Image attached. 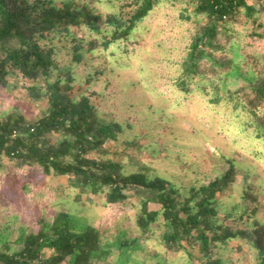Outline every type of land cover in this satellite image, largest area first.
<instances>
[{
    "label": "trees",
    "instance_id": "trees-1",
    "mask_svg": "<svg viewBox=\"0 0 264 264\" xmlns=\"http://www.w3.org/2000/svg\"><path fill=\"white\" fill-rule=\"evenodd\" d=\"M163 1L168 0H129L132 6L124 15L95 12L87 3L0 0V164L6 157L38 166L45 175L65 176L60 185L74 191L77 200L84 193L104 192L105 204H122L130 189L139 200L135 222L141 235L157 222L165 250L197 245L205 264H219L218 247L247 237L256 250L255 264H264V223L254 219L242 229L214 218L216 193L234 178L232 159H227L222 174L193 184L189 194L134 155L127 160L136 168H128L123 160L110 156L115 152L111 143L119 139L123 123L99 114L88 94L72 96L77 78L70 67L55 61L53 39L69 43L70 59L80 62L100 45L104 50L131 40L138 22ZM176 1L187 3L181 15L189 20L190 41L175 85L184 96L193 87L208 95L210 103L242 108L251 116L255 134L264 137V0ZM189 4L194 6L192 12L187 11ZM240 8L243 24H248L243 30L232 24ZM103 25L111 28L104 32ZM82 27L99 36L87 40L76 32ZM11 77L27 82L23 91L32 102L45 103L40 115L29 119L24 107L10 100ZM93 77L89 73L87 80ZM243 194L255 197L247 184ZM255 210L249 209L247 221ZM36 222V230L23 232L13 243L0 241V264H96L110 255L113 259L106 264H133L134 250L144 247L138 235L122 238L104 233L67 210ZM44 248L51 253L44 256ZM164 258L156 264H166Z\"/></svg>",
    "mask_w": 264,
    "mask_h": 264
},
{
    "label": "rangeland",
    "instance_id": "rangeland-1",
    "mask_svg": "<svg viewBox=\"0 0 264 264\" xmlns=\"http://www.w3.org/2000/svg\"><path fill=\"white\" fill-rule=\"evenodd\" d=\"M74 5L88 4L102 14L110 12L126 15L132 6L129 0H53ZM184 1H163L155 5L138 22L131 40H121L106 49L96 47L84 60L70 59L65 40L53 39L55 61L60 67L72 69L76 80L70 90L72 96L88 94L99 114L120 120L123 131L111 143L110 156L123 160L128 168L135 169L127 159L134 155L146 161L152 171L171 179L184 194L190 187L222 174L227 159L235 164L232 181L216 193L214 216L218 222L245 229L254 219L264 223V137L257 136L251 116L242 108L233 109L224 102L210 103L201 90L193 88L187 96L175 85L181 70V61L190 41V23L182 17ZM194 6L189 4L187 11ZM245 16L240 8L232 24L243 30ZM111 28L103 25L104 32ZM87 40L98 37L86 27L76 29ZM257 41H260L257 38ZM98 42V41H97ZM49 44V41H47ZM128 50H125V47ZM94 73L92 80L88 74ZM25 82V83H24ZM20 77H11L8 91L10 98L25 109V115L35 118L41 114L45 103L32 102L24 94ZM9 102V100H7ZM128 138L135 140L128 143ZM132 142V141H131ZM65 176L45 175L38 166L3 158L0 164V241L14 242L23 232L36 230L41 216L54 215L67 210L82 217L85 222L104 233L121 235L122 238L140 236L143 248L134 250L133 264H205L197 245L187 244L186 250H165L160 242L161 227L154 222L144 236L135 217L139 200L132 190L122 203L105 204L104 192L84 193L79 199L74 191L62 187ZM255 195L244 196L243 189ZM255 207L253 218L245 219L249 209ZM243 214V217H240ZM185 242V241H184ZM51 249L44 248L47 256ZM219 264H255L256 250L247 237L231 239L217 248ZM113 259L108 256L106 264ZM159 264V263H157Z\"/></svg>",
    "mask_w": 264,
    "mask_h": 264
}]
</instances>
